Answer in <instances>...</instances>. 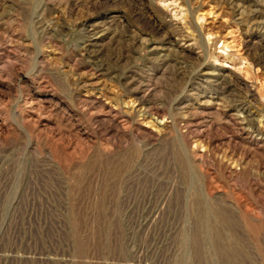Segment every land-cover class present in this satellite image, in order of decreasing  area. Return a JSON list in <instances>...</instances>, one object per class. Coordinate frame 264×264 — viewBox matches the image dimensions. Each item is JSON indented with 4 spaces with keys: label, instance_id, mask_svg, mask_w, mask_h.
Returning <instances> with one entry per match:
<instances>
[{
    "label": "rangeland",
    "instance_id": "obj_1",
    "mask_svg": "<svg viewBox=\"0 0 264 264\" xmlns=\"http://www.w3.org/2000/svg\"><path fill=\"white\" fill-rule=\"evenodd\" d=\"M0 264H264V0H0Z\"/></svg>",
    "mask_w": 264,
    "mask_h": 264
},
{
    "label": "bare ground",
    "instance_id": "obj_2",
    "mask_svg": "<svg viewBox=\"0 0 264 264\" xmlns=\"http://www.w3.org/2000/svg\"><path fill=\"white\" fill-rule=\"evenodd\" d=\"M95 34V33H94Z\"/></svg>",
    "mask_w": 264,
    "mask_h": 264
}]
</instances>
